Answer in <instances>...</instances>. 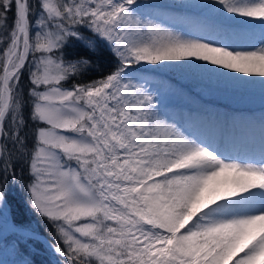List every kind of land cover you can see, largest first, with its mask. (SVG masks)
<instances>
[{"label":"snow or ice","instance_id":"obj_1","mask_svg":"<svg viewBox=\"0 0 264 264\" xmlns=\"http://www.w3.org/2000/svg\"><path fill=\"white\" fill-rule=\"evenodd\" d=\"M204 6L226 22L264 26V0ZM142 7L138 0H0V220L8 222L19 186L53 234L49 242L13 217L15 247L41 245L56 257L47 264H264V149L231 155L187 134L136 75L144 65L174 62L264 78V39L237 48L214 30L184 35ZM76 46L93 54L107 48L117 65L65 87L92 64L71 51ZM26 108L36 125L30 151ZM18 164L27 165L29 183L18 180Z\"/></svg>","mask_w":264,"mask_h":264},{"label":"rangeland","instance_id":"obj_2","mask_svg":"<svg viewBox=\"0 0 264 264\" xmlns=\"http://www.w3.org/2000/svg\"><path fill=\"white\" fill-rule=\"evenodd\" d=\"M138 2L143 5L141 11L144 16L151 18L154 7L150 5V0H138ZM185 11L186 10H180V12H177L170 24L165 27L171 28L184 35L196 33L195 27L190 22L192 21V15ZM250 22L255 25H261L260 21L257 19H252ZM198 63L203 65L206 62ZM164 64V67L159 65H144L143 69L137 72L136 75L140 78L141 82H146V86L157 97V105L164 114L171 112L172 109L178 111L176 118H173V122L187 134L211 142V131L214 129L217 132L220 129H215L213 121L210 119L215 114V111L224 113L227 117H235L244 114L252 115V113L249 112L258 111L259 114L264 117V94L257 95L256 93L247 91H240L238 93L227 92L218 87L220 81L216 79H219L222 72H227L230 69L222 70L218 66L212 67L211 65L198 68L178 67L175 66L174 62H172V66L167 64V62ZM207 117H209V120L206 119ZM248 125L249 130L247 133H249V136L245 135L246 130L243 128V125L237 130L236 138L240 140H238V142H240L239 144H241L240 147L235 145L237 143L234 140L228 138V140L231 141V146L227 149L228 154L234 155L230 153L232 150L233 153H242L243 156H259L261 150L264 149V131H262L264 128H258V130H256L251 123ZM204 127H207L209 132H206ZM260 131H262V133ZM214 139L216 141L214 140L213 142L218 147V138L216 137ZM244 139L247 140L246 143H244ZM259 148L261 149L258 151L257 149ZM3 232L4 221L0 220V235ZM11 235L13 238H18L14 231ZM40 235L42 239L51 242L50 238L43 234ZM25 248L29 252H36L39 249V253H42L47 261H54L56 259L55 256L44 252L41 245L30 244L25 246ZM0 261H2L3 264H21V262L23 264L25 258L22 259L17 254L15 243L12 241V243L6 242L4 246L0 248Z\"/></svg>","mask_w":264,"mask_h":264},{"label":"bare ground","instance_id":"obj_3","mask_svg":"<svg viewBox=\"0 0 264 264\" xmlns=\"http://www.w3.org/2000/svg\"><path fill=\"white\" fill-rule=\"evenodd\" d=\"M209 2L210 0H150V5L154 7L151 18L156 22L166 26L170 24L177 12H180V10H186V13L192 15V21L190 22L195 27L196 33L203 34L208 30H214L223 36H227V42L233 47L248 48L259 46L261 40L264 39V26L252 24L250 22L252 20L251 18L236 19L226 22L223 20V18L217 16L211 9L204 6ZM167 64L172 66V62H167ZM211 66L213 67V65ZM216 80L220 81L218 83V87L226 90L227 92L238 93L240 91H247L256 93L257 95L264 94V82H262L264 81V78L258 76L248 77L244 76L243 74H238L228 70L227 72H222L221 76H219V79ZM177 112L178 111H176V109H172L171 112L166 113L165 115L167 118L173 121V118H176L177 116ZM249 113H252V115L244 114L235 117H227L224 113L215 111V114L210 119L213 121L214 128L220 129L217 132L214 129L211 131V142L214 143V138L217 137L219 143L218 147H220L221 150H226L228 152L227 149L231 146V141L228 140V138H230L237 143L235 144L236 146L238 145V147H240L241 144L238 142L239 139L236 138L238 128H241L243 125V128L246 130L245 135L247 136H249V133H247L249 130V123H251L253 128L256 130H258V128H264V117L259 114L258 111ZM206 119L209 120V117ZM204 129L206 132H209L207 127H204ZM262 131H264V129ZM262 131L260 132L262 133ZM246 142L247 140L244 139V143ZM260 149L261 148L257 150L259 151ZM230 153L237 156H243L242 153H233L232 150ZM7 218L9 220L8 215ZM6 231H13L12 225L9 226L8 222H4V232L2 234H4Z\"/></svg>","mask_w":264,"mask_h":264},{"label":"trees","instance_id":"obj_4","mask_svg":"<svg viewBox=\"0 0 264 264\" xmlns=\"http://www.w3.org/2000/svg\"><path fill=\"white\" fill-rule=\"evenodd\" d=\"M11 19H9V26H11ZM86 35H90V33H85ZM73 53H79L80 55H85L89 59H91L92 64L90 68L84 72V74L78 76L74 81L68 82L65 87H70L73 82L75 83H88L92 80L99 79L101 76L107 75L110 71L114 69V67L117 65L116 58L112 55V53L104 47H101L96 50V52L90 53L86 50L80 48L79 46H76L75 48L71 49ZM31 65H29L30 67ZM31 88L30 79H29V72L27 69L23 71V74L21 76L20 80V89L22 90L25 99H27V93L29 92ZM24 117L26 121V127L22 129L23 135L25 136V141L28 146V150L30 151L34 139H35V128L36 125L34 122L30 119L29 115V109L26 108L24 112ZM17 178L22 183L27 184L31 180L30 173L27 169V165H17ZM27 201V194L24 190H22L19 186H16L13 188L11 192L10 197V214L11 217L15 218L17 223L30 225L33 229L38 231L40 234L45 235L46 237L52 239L53 229L52 226L42 218H40L38 215L34 213L33 210H31L30 206L26 203ZM16 238H13L12 235L6 236L3 241L0 243V248L4 246V244L12 243V241L15 243ZM17 250V254L25 260L31 258L33 259L36 264H47V259L45 256L42 255V253H39L38 255L35 254V251L29 252L26 250L25 246H22L20 250ZM22 264V262H21Z\"/></svg>","mask_w":264,"mask_h":264},{"label":"water","instance_id":"obj_5","mask_svg":"<svg viewBox=\"0 0 264 264\" xmlns=\"http://www.w3.org/2000/svg\"><path fill=\"white\" fill-rule=\"evenodd\" d=\"M7 215L9 216V220H8V225L11 226V222H10V219L12 220L11 218V215H10V209H9V212L7 213ZM13 231H6L4 234L0 235V243L3 241V239L11 234Z\"/></svg>","mask_w":264,"mask_h":264}]
</instances>
